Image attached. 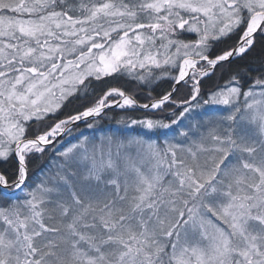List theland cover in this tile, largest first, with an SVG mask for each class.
Here are the masks:
<instances>
[{
    "label": "snow or ice",
    "instance_id": "snow-or-ice-1",
    "mask_svg": "<svg viewBox=\"0 0 264 264\" xmlns=\"http://www.w3.org/2000/svg\"><path fill=\"white\" fill-rule=\"evenodd\" d=\"M0 264H264V0H0Z\"/></svg>",
    "mask_w": 264,
    "mask_h": 264
},
{
    "label": "trees",
    "instance_id": "trees-1",
    "mask_svg": "<svg viewBox=\"0 0 264 264\" xmlns=\"http://www.w3.org/2000/svg\"><path fill=\"white\" fill-rule=\"evenodd\" d=\"M215 78H213L214 80ZM208 82H206L207 84ZM165 86V85H162V87ZM159 90V89H158ZM105 125L107 127H116V124H115V121H111L110 123L109 122H105ZM84 126L81 125V128H83ZM57 147H59V145H57ZM62 150V149H61ZM54 154V153H53ZM39 161H34L33 164H32V171H33V178L37 177L39 175Z\"/></svg>",
    "mask_w": 264,
    "mask_h": 264
}]
</instances>
